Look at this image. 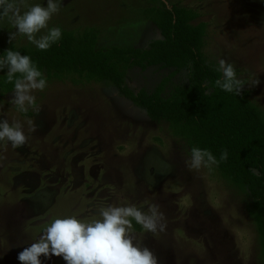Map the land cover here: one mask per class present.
<instances>
[{
  "label": "rangeland",
  "instance_id": "1",
  "mask_svg": "<svg viewBox=\"0 0 264 264\" xmlns=\"http://www.w3.org/2000/svg\"><path fill=\"white\" fill-rule=\"evenodd\" d=\"M10 2L21 14L28 10L25 5L47 6V0ZM55 2L59 11L36 38L53 27L77 33L93 27L97 49L146 47L161 38L147 18L148 8L165 3L194 9V23H207V65L217 70L219 59L232 63L243 89L264 111V0ZM16 31L12 20L0 15V47L35 46L18 33L10 42L9 34ZM190 71L132 68L125 81L137 92L152 91L167 79V97L189 84ZM72 78H46V88L32 93L38 112L32 107L19 111L12 102L14 90L0 93V120L21 123L28 138L17 148L0 141V264H20L18 253L38 240L54 219L76 216L91 221L108 205H135L147 212L152 204L164 214L166 230H133L136 240L158 257V264H261L246 193L214 165L190 169L187 140L173 136L166 121L151 120L111 82L74 83ZM256 79L259 85L250 87ZM41 260L66 264L56 256Z\"/></svg>",
  "mask_w": 264,
  "mask_h": 264
},
{
  "label": "trees",
  "instance_id": "2",
  "mask_svg": "<svg viewBox=\"0 0 264 264\" xmlns=\"http://www.w3.org/2000/svg\"><path fill=\"white\" fill-rule=\"evenodd\" d=\"M146 15L161 34L146 47L97 49V30L89 27L81 33L61 29L60 40L47 50L36 46L8 49L28 55L45 78L73 77L74 83L109 81L151 120L166 121L172 135L186 139L190 148L207 149L218 161L227 151V159L214 166L250 199L247 210L258 234L260 261L264 264V111L251 100L249 91L243 89L236 95L215 85L223 76L205 61L207 23H194L198 18L194 9L169 8L161 3L148 8ZM8 49L0 47V58ZM152 66L175 71L188 68L189 84L177 87L167 97V79L152 91L141 88L135 92L126 84L128 70ZM0 71V93L12 92L14 81L7 82L6 68ZM133 227L141 230L142 226L133 221Z\"/></svg>",
  "mask_w": 264,
  "mask_h": 264
},
{
  "label": "clouds",
  "instance_id": "3",
  "mask_svg": "<svg viewBox=\"0 0 264 264\" xmlns=\"http://www.w3.org/2000/svg\"><path fill=\"white\" fill-rule=\"evenodd\" d=\"M25 7L28 10L21 14L16 3L0 0V15L9 17L17 30L9 34V41L18 33L25 35L38 49H49L60 40L61 29L53 27L39 39L36 34L48 28V22L59 11L60 4L55 0H47L46 7L40 4ZM5 52L6 55L0 58V70L6 68L7 82L14 81L12 102L21 112L26 113L29 107L38 112L36 97L32 93L46 88V78L28 55L11 49ZM217 71L222 72L223 78L215 81L216 86L226 92H235L236 95L242 93L245 84L237 78L232 63L219 59ZM259 83V79H256L250 87ZM32 130L35 131V127ZM27 139L21 123L10 124L6 119L0 120V141L7 140L12 147L17 148L23 146ZM227 156V151L222 152L220 161H225ZM220 161L209 150L192 147L188 166L197 170L202 166L211 168ZM99 217L91 221L76 216L52 220L38 240L18 253L17 259L20 264H42L41 257L51 259L53 256L61 257L66 264H158V257L153 251L136 240L133 221L148 232H164L167 225L163 222L165 217L159 205H150L147 212L135 205H108L99 210Z\"/></svg>",
  "mask_w": 264,
  "mask_h": 264
}]
</instances>
